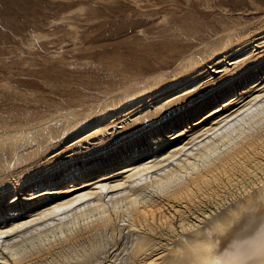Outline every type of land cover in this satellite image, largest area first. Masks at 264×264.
I'll use <instances>...</instances> for the list:
<instances>
[{"label": "bare ground", "instance_id": "1", "mask_svg": "<svg viewBox=\"0 0 264 264\" xmlns=\"http://www.w3.org/2000/svg\"><path fill=\"white\" fill-rule=\"evenodd\" d=\"M21 2L0 0L26 9ZM160 4L100 0L89 8L98 12L101 6L99 14L69 21L76 25L68 33L72 39L65 38L71 44L86 43L87 32L116 14L138 23L160 15L168 36L144 45L139 57L98 58L100 78L69 75L62 102L0 86V173L21 165L0 175V264H264V51L254 53L264 36L255 44L254 36L237 35L226 25L215 30L201 16L181 26L177 12ZM82 21L89 24L79 30ZM137 34L145 37L144 30ZM217 60L224 62L221 75L212 78L215 70L205 68ZM10 69L0 64V72ZM29 80L24 87L40 82ZM118 125L121 130L106 142H124L110 152L79 163L75 156L57 158L45 167L82 141L101 137V146L103 134ZM51 177L55 181L41 188ZM32 187L33 194H22ZM37 224L48 225L4 243Z\"/></svg>", "mask_w": 264, "mask_h": 264}, {"label": "rangeland", "instance_id": "2", "mask_svg": "<svg viewBox=\"0 0 264 264\" xmlns=\"http://www.w3.org/2000/svg\"><path fill=\"white\" fill-rule=\"evenodd\" d=\"M64 1L65 5H58V3H49V0H22L21 5L25 4L27 6L24 10H19L18 8L15 9V7L13 9L7 8L6 3L5 5L0 4V64L4 63L5 67L11 68L9 71L0 72V86L8 87L14 91L21 90L29 92L31 95L34 92L39 95L40 100L44 102L51 101L60 103L67 97L66 92L69 88L63 87V82L69 77V75H71L72 78L81 76L86 80L100 78L102 77V73L97 70L98 63H96V60L98 58L101 57L106 59L108 57H116L117 59H125L139 57L144 50V45L151 44L156 46L158 41L168 36L163 33L164 22L160 15H153L149 17L143 16L141 18L144 20L139 21L140 23H138L137 18L126 19L125 17H122V15L116 14L114 17L106 16V19L104 20H108L107 22L109 23L106 26L104 25L100 27L96 32L93 33L87 32V38H83L86 43H80V41H77L75 44L68 43L65 41V38L72 39L69 35L72 31H74V29L76 30V25L70 24L68 22H74L81 19L85 20L87 19L85 17L88 13L99 14V11L102 9V7L100 6L98 12L89 10L90 7H92L90 9L95 10V7L100 4V0ZM155 1L161 2L160 6L165 9H174L175 12H177V21L181 26L185 24L186 21H190V19L194 16H201L203 23L209 24L215 30H221L226 26H229L235 30V34L237 35L250 34V37L254 36L251 39H247H250V42L257 40L255 44L260 42V38L264 36V0ZM92 3H94V5L89 6L92 5ZM232 6H239L242 9L232 12L230 11ZM89 17H94V15H89ZM127 20L129 21V25H126ZM64 23H68L67 30H64L66 29V27H64ZM123 23L124 28H121L120 26ZM79 24L81 26L79 25L80 27H78V29L81 30L83 27L87 26L89 22L82 21ZM131 29H134L136 33H133ZM140 30L145 31V37L137 34L140 32ZM109 31L112 32L107 33ZM88 43H92V45ZM262 51H264V45L254 53L256 54L257 52ZM262 54H264V52H262ZM63 57H65L66 61H72L81 58L79 60L80 62L87 61V63L85 65H69L63 62ZM226 62L228 65H230L233 61ZM223 64L224 62L217 60L214 63L208 65V67L205 69H210V71L215 70L211 77L218 78L221 75L219 71L221 70ZM31 69H34V72H32L30 75ZM81 71H84V73ZM29 78H36V80L39 79L40 82L38 84L32 85L30 88H26L23 86V84L30 81ZM207 80L209 79L205 78L201 82ZM263 85L264 83H262V85L259 87ZM195 86H198V84ZM259 87H256L255 89H259ZM248 96L249 95H246L245 97ZM120 126H115L114 130L110 129L105 134H103V138H105L104 141L106 142V140H108L107 138L113 135L112 133H118L121 130L118 128ZM87 134L88 132H84L76 138L70 137L66 139L60 143L59 146L55 147L54 150L47 156L49 158L54 157L61 150H63L65 145L74 144L75 142L84 138ZM99 139H101V137L91 138V140H89L90 142L87 141L86 143L82 141V144H80L77 150H72L66 152L63 155L56 156L50 160L45 167L48 166V168H50L54 163H58V159L63 161L74 156L78 157L73 160L75 163L82 162L86 159L89 160L97 156L99 153L106 151L110 152V149L119 146L124 142V139H119L116 137L115 139H109V142H103L102 145L99 146L97 144L99 143ZM139 144L140 142H138L136 145ZM88 146H91L92 149L86 150ZM95 147H97L96 149L100 147L105 148L91 153L92 151L96 150L94 149ZM31 149L32 147L30 146L27 148L23 147L20 150V153H25ZM37 158L38 156L35 159ZM40 162L42 163L43 160ZM40 162L37 161V163ZM20 166L21 165L11 169L10 171L1 172L0 175L8 174V172H12L14 174ZM120 170L121 169L114 173H117ZM54 181L55 177H51V181H48L47 184L41 188H46L47 185H51V183ZM19 187L20 186L17 188ZM29 189L30 191H25L22 194L25 193L27 196H30V194H33V192L37 190L35 187ZM73 196L75 195H72L68 198ZM107 196H110V194ZM12 202L13 197H10L6 201V204L8 205ZM82 205L85 206V204ZM63 218L64 216L61 215V217L52 220L48 224L55 223L58 219ZM47 225L37 224V226H35L33 229L23 232V234L19 235L18 237L8 236L6 237L7 239L4 240V243H8L9 241L13 240L18 241L21 239V237H28L30 234L35 233V229L38 230L39 228L45 227Z\"/></svg>", "mask_w": 264, "mask_h": 264}]
</instances>
